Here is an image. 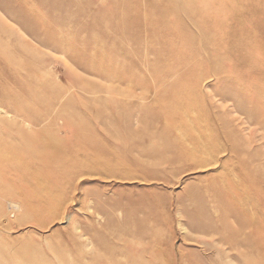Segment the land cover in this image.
I'll use <instances>...</instances> for the list:
<instances>
[{"label": "rangeland", "instance_id": "374dc122", "mask_svg": "<svg viewBox=\"0 0 264 264\" xmlns=\"http://www.w3.org/2000/svg\"><path fill=\"white\" fill-rule=\"evenodd\" d=\"M237 212L264 250V0H0V264H170Z\"/></svg>", "mask_w": 264, "mask_h": 264}, {"label": "bare ground", "instance_id": "6f19581e", "mask_svg": "<svg viewBox=\"0 0 264 264\" xmlns=\"http://www.w3.org/2000/svg\"><path fill=\"white\" fill-rule=\"evenodd\" d=\"M160 142H162V147H165L168 152L167 156L162 157L163 161H167L169 156L172 159L176 157L178 154V139L175 143L167 142L164 139L160 140ZM190 147H186V153L194 163L192 170L205 169L212 166L210 161L197 159V151ZM142 181L144 180L142 179ZM236 205L237 202L234 206ZM213 212L214 214H219L216 210H213ZM211 221L209 225H201L195 223L193 219H189L184 225L182 220H178V228H180L182 233H178L180 244L178 249L175 250L174 256L169 260L170 264H264L263 259H261L264 250L258 237L260 225L256 219L251 218L246 221L243 214L240 215L237 212L232 222V227L224 216H217L215 220ZM122 222L127 223L128 220L125 218ZM108 225L109 221L107 220L104 224H101L98 227L99 233L104 235L103 233L108 229ZM77 229L79 228H76V231H78ZM246 231L250 233V238H253V244H250L249 242L252 241L245 237ZM81 238H84V236H81ZM68 245L76 248V245L72 244L71 240ZM92 246L90 240L84 244L86 249H90ZM104 255L101 257V255L93 251L84 253L78 264H111V262L105 260L106 256ZM126 264H161V260L160 255L156 254L150 258L135 257Z\"/></svg>", "mask_w": 264, "mask_h": 264}]
</instances>
